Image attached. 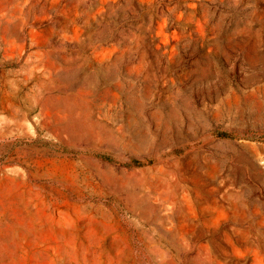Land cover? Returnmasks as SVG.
I'll return each mask as SVG.
<instances>
[{"label":"rangeland","instance_id":"374dc122","mask_svg":"<svg viewBox=\"0 0 264 264\" xmlns=\"http://www.w3.org/2000/svg\"><path fill=\"white\" fill-rule=\"evenodd\" d=\"M0 264H264V0H0Z\"/></svg>","mask_w":264,"mask_h":264},{"label":"trees","instance_id":"16d2710c","mask_svg":"<svg viewBox=\"0 0 264 264\" xmlns=\"http://www.w3.org/2000/svg\"><path fill=\"white\" fill-rule=\"evenodd\" d=\"M218 135H220V136H227L228 134L227 133H224V132H221Z\"/></svg>","mask_w":264,"mask_h":264}]
</instances>
